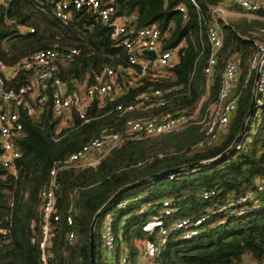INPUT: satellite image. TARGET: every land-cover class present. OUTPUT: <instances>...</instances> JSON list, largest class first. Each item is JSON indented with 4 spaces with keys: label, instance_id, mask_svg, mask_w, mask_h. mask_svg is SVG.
<instances>
[{
    "label": "trees",
    "instance_id": "16d2710c",
    "mask_svg": "<svg viewBox=\"0 0 264 264\" xmlns=\"http://www.w3.org/2000/svg\"><path fill=\"white\" fill-rule=\"evenodd\" d=\"M104 1L114 7L112 18H129L127 27H156L163 39L162 48L175 51L173 60L162 67L156 81L146 75L133 85L127 83L138 67H132V76L124 73L128 67L127 51L111 38V28L98 21L93 11L74 10L70 19L63 22L55 15L56 0L0 3V60L6 65L13 66L53 45L59 52L63 47L77 48L79 51L71 60L57 63V75L68 90L75 89L77 81L92 79L105 67L114 70L119 88L112 97L94 99L82 118L71 111L69 125L63 128H59L61 117L50 108L48 90L46 102L37 106L34 115H28L21 106L16 108L22 125L17 140L21 154L12 169L0 165V264H41L38 245L31 243L30 238L40 226V192L48 186L52 168L102 132H123L128 118H147L165 111L192 113L201 102L196 120L204 116L209 119L206 108L219 100L225 63L230 59L236 61L238 68L232 86L233 94L238 96L237 105L216 140L198 146L205 138L203 124L193 123L167 134L126 140L94 166L57 171L53 190L60 219L51 226L52 256L47 264H89V226L98 209L119 188L172 168L179 169L123 191L101 212L94 229V264L105 262L100 241L102 219L125 200L126 206L114 212L113 227L116 233L120 232L116 253L126 247V264H137L143 241L154 238L141 226L158 214L157 205L163 198L171 200L172 212L165 221L169 236L153 259L156 264H243L245 256L250 264L262 263L264 191H257L256 183L264 178V105L247 118L242 130L241 126L254 80V75L246 79V74L256 44L264 42V8L253 11V18L240 16L222 23L223 44L207 84L204 69L210 53L207 31L211 8L221 4L245 13L242 7L227 4V0H195L197 6L189 0ZM179 5L185 6L184 14L178 10ZM21 27H32L33 31ZM30 74L21 69L6 85L17 89L27 83ZM154 88L162 90L168 99L164 106L137 99L140 92ZM167 88L169 92L164 91ZM130 105L133 109L127 110ZM257 112L261 115L258 123ZM238 135L242 144L237 148L234 140ZM211 159L215 160L187 167ZM208 189H214L216 196L204 200L202 194ZM248 191H254L252 201L242 205L248 211L239 213L236 209L231 215L209 211L214 202L237 198ZM67 213L71 214V225L65 222ZM200 215L206 219L199 233L189 240L182 239L180 231L171 226L182 217ZM122 218L124 224H120ZM68 231L76 234L73 244L65 243Z\"/></svg>",
    "mask_w": 264,
    "mask_h": 264
},
{
    "label": "built area",
    "instance_id": "2783aa9c",
    "mask_svg": "<svg viewBox=\"0 0 264 264\" xmlns=\"http://www.w3.org/2000/svg\"><path fill=\"white\" fill-rule=\"evenodd\" d=\"M194 6L195 0H189ZM0 3L2 1L0 0ZM227 4H235L245 10V14L255 16L253 11L264 8V0H227ZM87 8L93 11L98 21L111 28L110 36L127 51L128 67L124 68V73L133 75V66H137L135 76L128 79L127 83L133 85L135 80L146 75H151L156 81L160 77L163 66L168 65L174 58L175 51L162 48L163 39L159 30L154 26L136 28L127 27L129 18H112L114 7L104 0H56L54 11L57 18L67 22L74 10ZM178 10L185 13V6L179 5ZM235 14L236 11L228 9L224 5H215L211 8V26L207 31V40L210 44V53L207 65L204 69L206 73V83L208 84L210 75L216 64L217 54L223 44L222 23L228 14ZM185 17V15H183ZM21 30L32 32L33 28L21 27ZM145 50L154 51L155 56L150 58L143 54ZM77 48L63 47L58 51L57 45L52 48L38 51L29 55L21 62L13 66L6 65L0 60V165L6 168H13L14 161L19 158L21 152L17 145V140L21 137L22 125L19 122L16 108L23 107L28 115L36 113L37 106H43L46 102V92H51L50 108L56 116L61 117L59 128L69 125L71 111H76L79 116L84 117L87 107L94 99L103 100L105 96L112 97L119 91L116 86L115 72L110 67H105L100 73L94 74L92 79H84L75 83V89L68 90L66 83L57 75V63L71 60L78 53ZM141 55H144L142 57ZM21 69L30 71L31 74L25 85L17 89L6 85V81L13 78ZM258 78L255 81V73ZM238 74L236 61L230 59L225 63L222 87L217 103L206 108L210 118L204 116L197 121L200 113V105L192 112L188 111H165L147 118H128L125 120L123 132L104 131L100 136L91 139L78 150L71 153L59 166L50 170V180L48 186L40 192L42 204L40 208L41 222L36 234L30 238L31 243H36L40 250L41 264H47L52 256L50 250V233L52 223L59 221L60 215L56 210V199L54 195L55 175L59 169L66 167L94 166L108 151L121 145L126 140H141L153 136L167 134L182 129L190 124H203L204 140L198 142V146L208 144L216 140L224 131L229 122L231 114L234 112L238 96L232 92L233 81ZM254 75L252 93L254 95V111H258L264 105V42L256 44V52L250 61L249 71L246 79ZM164 91L169 92L170 88ZM137 99L143 102H150V105L164 106L168 99L163 96V91L154 88L149 91H142L137 95ZM120 108V106L118 107ZM130 105L127 110H132ZM236 147H240L241 140H238ZM257 191H264V178H260L256 183ZM216 196L214 189L205 190L202 194L204 200H209ZM254 191H248L237 198H227L222 202H214L209 208L212 213L233 214L236 209L239 213L248 211L244 205L251 202ZM136 199L135 197L133 198ZM126 200L119 203L113 210L108 211L101 222L100 241L104 252L105 264H126L127 248L122 247V251L117 255L116 241L120 232L116 233L113 227L114 212L126 206ZM158 214L148 218L141 226V229L149 236L143 241L138 264H156L153 259L161 245L168 236L169 229L166 226V218L171 214V200L163 198L159 200ZM238 207V208H236ZM237 212V213H238ZM206 216L182 217L175 220L171 226L180 231L181 238L189 240L197 235L200 226L205 221ZM67 225L72 224L71 214L65 216ZM125 219H121L120 224H124ZM4 232V231H2ZM76 240L74 231H68L65 235V243L73 244ZM260 264H264V261Z\"/></svg>",
    "mask_w": 264,
    "mask_h": 264
},
{
    "label": "water",
    "instance_id": "95a60500",
    "mask_svg": "<svg viewBox=\"0 0 264 264\" xmlns=\"http://www.w3.org/2000/svg\"><path fill=\"white\" fill-rule=\"evenodd\" d=\"M4 4L8 3V0H3L2 1ZM18 23V21L16 22ZM144 55L150 57V58H153L155 56V52L154 51H148V50H145L143 52ZM258 78V72L255 73V81L257 80ZM253 105H254V95L252 93V96H251V101H250V104H249V107L247 109V112H246V119L245 121L243 122L242 126H241V130L244 128L245 124H246V120L247 118L251 117V115L253 114L254 112V108H253ZM240 138V135H238L235 140H234V143H236ZM233 143V144H234ZM229 149H227L226 151H228ZM224 154V153H223ZM215 159H211V160H207V161H204V162H198V163H193V164H190L188 165L187 167H190V168H193V167H196V166H199L201 164H204V163H209V162H212L214 161ZM179 168H172V169H168V170H165V171H162L160 173H157V174H154L148 178H145V179H141L139 181H136L134 183H130V184H127L121 188H119L108 200L107 202L98 209V211L94 214L93 216V219L91 221V224L89 226V233H88V240H89V243H88V246H89V264H94V229H95V223H96V220L97 218L99 217V215L101 214V212L113 201V199H115L120 193H122L123 191L127 190V189H130V188H133L134 186H137L139 184H142L144 182H146L147 180L149 179H153V178H157L159 176H162V175H166L168 173H172V172H175L177 171Z\"/></svg>",
    "mask_w": 264,
    "mask_h": 264
},
{
    "label": "rangeland",
    "instance_id": "374dc122",
    "mask_svg": "<svg viewBox=\"0 0 264 264\" xmlns=\"http://www.w3.org/2000/svg\"><path fill=\"white\" fill-rule=\"evenodd\" d=\"M224 19H225L226 21H230V20L234 19V17H233V16H228V15H227V16L224 17ZM260 120H261L260 112H257V113H256V117H255V121H256V123H258V122H260ZM251 131H253V128H252ZM102 252H103V251H102ZM103 253H104V252H103ZM247 262H250V259H249L248 256H245V257H244V263H243V264H247ZM103 264H105V262H104Z\"/></svg>",
    "mask_w": 264,
    "mask_h": 264
},
{
    "label": "crops",
    "instance_id": "0c3cea01",
    "mask_svg": "<svg viewBox=\"0 0 264 264\" xmlns=\"http://www.w3.org/2000/svg\"><path fill=\"white\" fill-rule=\"evenodd\" d=\"M226 16H227V15H226ZM228 16H233L234 19H236V18H238V17H240V16H246V17H249V18H253V17H255V16H249V15H246L245 13L240 12V11H236L235 14L230 13V14H228ZM137 264H138V263H137ZM247 264H250V262H247Z\"/></svg>",
    "mask_w": 264,
    "mask_h": 264
}]
</instances>
